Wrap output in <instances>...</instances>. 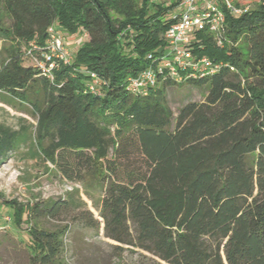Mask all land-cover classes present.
I'll list each match as a JSON object with an SVG mask.
<instances>
[{"label":"trees","instance_id":"16d2710c","mask_svg":"<svg viewBox=\"0 0 264 264\" xmlns=\"http://www.w3.org/2000/svg\"><path fill=\"white\" fill-rule=\"evenodd\" d=\"M232 1L249 8L226 10L222 44L201 30L191 45L212 68L181 82L158 73L156 86L135 93L129 78L153 64L175 4L0 0V101L37 118L34 134L0 123V164L32 142L31 154L64 178L102 188V220L88 209L78 220L169 264H264V0ZM52 26L85 34L71 63L50 67ZM184 82L207 93L175 115L166 92ZM74 203L30 206L0 193L17 227ZM68 230L32 223L31 264H62Z\"/></svg>","mask_w":264,"mask_h":264},{"label":"rangeland","instance_id":"374dc122","mask_svg":"<svg viewBox=\"0 0 264 264\" xmlns=\"http://www.w3.org/2000/svg\"><path fill=\"white\" fill-rule=\"evenodd\" d=\"M171 4L170 0L167 1V5ZM182 10V6H174L166 14V18H171ZM60 31L73 49L71 63L75 60L76 48L87 38L82 29L74 35L62 28ZM1 46L0 40V48ZM25 63L33 62L28 60ZM166 93L168 103L177 115L184 104L203 101L207 89L184 82L169 86ZM0 123L12 129L26 126L34 134L37 118L0 101ZM31 149L32 142H28L0 164V193L8 200L30 206L50 200L64 203L68 199H74L75 203L56 217L32 220L25 215L20 227L11 224L10 209L0 205V264H31L28 227L32 223L48 230H64L69 226L63 237L65 250L61 258L62 264H169L150 252L119 244L106 237L103 223L100 229H94L78 220L76 216L86 209L92 211L95 218L102 220L95 206L103 196L102 188L93 180L77 182L64 178L54 165L33 156Z\"/></svg>","mask_w":264,"mask_h":264},{"label":"built area","instance_id":"2783aa9c","mask_svg":"<svg viewBox=\"0 0 264 264\" xmlns=\"http://www.w3.org/2000/svg\"><path fill=\"white\" fill-rule=\"evenodd\" d=\"M153 3H164L169 0H150ZM183 10L174 15V22L164 34L165 44L148 55L152 65L142 70L137 76L129 78V87L135 93L147 92L158 83L157 74L162 73L172 77L177 82L184 80L183 72L192 71L196 76L198 71H206L213 67V62L206 56L194 59L191 45L198 31L208 30L213 33L220 44L226 32V10L237 15L249 8L237 7L231 0H170ZM47 40V59H52L50 67L56 61L70 63L73 49L70 42L60 33L56 26L49 28ZM85 35V34H84ZM44 71L49 72L44 64ZM214 71V69H211ZM190 71V72H191ZM96 78L95 74H92ZM92 89L94 87H91Z\"/></svg>","mask_w":264,"mask_h":264}]
</instances>
